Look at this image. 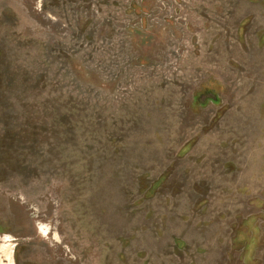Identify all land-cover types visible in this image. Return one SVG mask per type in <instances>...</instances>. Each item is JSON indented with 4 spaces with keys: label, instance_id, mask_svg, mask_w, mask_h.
<instances>
[{
    "label": "rangeland",
    "instance_id": "374dc122",
    "mask_svg": "<svg viewBox=\"0 0 264 264\" xmlns=\"http://www.w3.org/2000/svg\"><path fill=\"white\" fill-rule=\"evenodd\" d=\"M0 264H264V0H0Z\"/></svg>",
    "mask_w": 264,
    "mask_h": 264
},
{
    "label": "trees",
    "instance_id": "16d2710c",
    "mask_svg": "<svg viewBox=\"0 0 264 264\" xmlns=\"http://www.w3.org/2000/svg\"><path fill=\"white\" fill-rule=\"evenodd\" d=\"M159 180L160 179H158V180H153L152 182H151V185L148 187V189H145V185H146V183L145 184H143V185H140V190L141 191H145L144 193V197H147V196H151L152 194H153V191L155 190V188H156V186L159 184ZM178 242H180L179 240H177ZM181 244H183V243H181Z\"/></svg>",
    "mask_w": 264,
    "mask_h": 264
}]
</instances>
